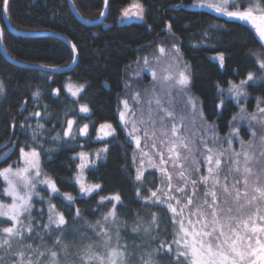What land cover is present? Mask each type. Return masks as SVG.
Masks as SVG:
<instances>
[{"label": "trees", "instance_id": "1", "mask_svg": "<svg viewBox=\"0 0 264 264\" xmlns=\"http://www.w3.org/2000/svg\"><path fill=\"white\" fill-rule=\"evenodd\" d=\"M134 1L109 0L104 22L96 25L80 20L72 12L68 0H10L8 18L16 31L6 27L0 12L4 47L12 58L22 63L9 62L0 50V81L5 86L4 94L0 95V147L7 145L0 151V169L15 165L20 160L21 147L25 150L35 147L39 151L43 172L53 179L60 193H70L74 202L66 200L60 193L53 194L49 201L48 195L40 193L45 199L35 203L33 215L39 219L38 213L42 209V222L46 223L49 205H55L53 213L63 212L68 221L65 235L70 244L78 236L81 237V233L95 238L89 225L101 220L111 207L108 204V207L98 208L100 196L95 192L92 196L81 194L74 181L79 162L76 155L82 151L98 150L101 144H106L108 151L99 152L104 159L89 168L86 177L90 183L102 185L100 195L119 193L121 196L122 204H116L120 223L109 226L113 231V243L116 242V227H119L122 244L147 245L146 251L172 238V226L165 213L154 207L146 208L142 198L136 195L138 182L134 178L140 154L136 153L137 163L134 165L132 157L136 145L128 137L118 116L119 98L124 94V73L139 55L149 51L158 41L169 42L173 38L178 42L183 57L190 64V90L201 104L203 121L212 130L215 126L220 136L228 135L232 117L239 108L235 99L221 95L230 84L240 83L252 73L254 79L246 85L248 112L254 111L258 101H264V70L259 68V61L252 54L264 53V49L249 27L190 9L192 6H203V0H138L144 8L143 20L119 24L122 11ZM259 1L264 4V0ZM73 3L86 21L97 20L104 10L103 0H73ZM241 4L247 6L249 0H241ZM36 33L61 35L75 44L78 53L76 65L68 71L31 67L43 65L62 69L74 60L71 46L63 39ZM221 53L224 55L223 66L217 57ZM68 79L86 84L77 99L64 90ZM54 89H60L59 95ZM36 92H39V97L34 96ZM81 104L90 108L89 115L80 113ZM22 107L24 109L20 113ZM34 112L40 115L33 116ZM71 118L76 120L74 132L64 136L63 131ZM103 123L111 124L116 134L115 137L97 141L98 127ZM38 124H42L43 128ZM85 124L89 133L83 138L78 129ZM240 129L242 137L248 139V126L241 124ZM33 130L38 133L36 141L32 139ZM58 134L57 139H52ZM233 147L239 150V142H234ZM145 165L148 166L144 172L147 177L145 187H159L161 173L148 162ZM5 185V180L0 177V189ZM148 194L141 191V197ZM0 199L8 201L9 196L4 195ZM37 200L33 198V201ZM76 208L80 209L83 219L76 220L73 225ZM153 212L159 218V228L154 227L152 235L158 233V238L152 240L142 231L133 232L138 218L148 222ZM44 239L49 245L53 242L47 236ZM32 242L35 245L41 241L37 238ZM84 242L87 243V239ZM139 255V252L134 253L137 258ZM71 259L70 256L68 264H72ZM161 264H167V258Z\"/></svg>", "mask_w": 264, "mask_h": 264}, {"label": "snow or ice", "instance_id": "2", "mask_svg": "<svg viewBox=\"0 0 264 264\" xmlns=\"http://www.w3.org/2000/svg\"><path fill=\"white\" fill-rule=\"evenodd\" d=\"M103 4L108 7L109 0H103ZM203 6L229 18L250 23L259 40L264 42V5L259 0L256 3L249 0L247 6H242L241 0H203ZM9 10L10 0H0V12L7 15ZM143 13V5L139 2H134L130 8L123 10L125 17L137 16L142 19ZM100 15L103 16L104 12ZM168 28L171 30L170 24ZM3 39V32L0 31V42ZM71 51L73 54L77 53L75 44L71 46ZM159 51L165 53V48L160 47ZM252 54L257 57L259 68L264 70V53ZM171 56L177 65L183 62L185 70L163 77L158 76L156 64L147 57L142 58V66L135 75L140 77L146 70L151 74L152 82L143 88L142 94L136 92L134 99L140 105L139 108L129 110V102L124 99V110L120 111L124 130L136 145L132 157L134 165L137 163L136 153L141 156L134 178L138 182L136 195L142 198L146 208L154 207L165 213L172 226L171 240L161 241L157 248L146 251L147 245L136 247L122 244L119 227H116L114 244L113 231L108 225L120 223L116 204H122L121 196L119 193L100 195L103 189L97 183L91 186L80 184V191L88 196H92L94 192L100 196L98 208L108 207V204L111 207L102 216V220L89 225L94 230L95 238L81 233L79 245L70 244L65 235L69 227L68 221L63 212L53 213L55 205H49L46 223L42 222V209L38 213L39 219L33 215L35 203L45 199L37 185H46L51 193H60V190L46 176L40 178L42 169L39 165V151L35 147H31L30 151L21 147L23 166L17 161L15 166L0 169V177L7 182V187L0 189V198L4 195L11 197L10 203L0 199V264H68L70 256L72 264H161L165 258L167 264H264V101H258L257 104L260 115L249 113L241 106L240 111L232 117L228 135L223 138L219 137L213 126V146H209L203 137L197 143L181 133L175 122L177 117L181 124L188 119L187 105H191L193 110L197 109V102L190 95L191 77L186 71L187 64L183 61L178 42H173ZM218 59L223 66L222 53ZM135 63L140 65L141 61ZM156 63H159L158 57ZM171 66L170 64L169 68ZM253 79V74L249 73L246 80H241L228 89L238 103L241 97H247L244 86ZM142 82V79L137 81L140 84ZM173 89L176 90L175 93ZM53 91L57 95L60 93V89ZM82 91L83 86L78 91H73L72 95L77 96ZM4 92L5 86L0 81V95ZM39 95V92L34 93L36 97ZM173 95L187 97V101H182V107L177 109L173 104ZM80 111L88 113L90 109L87 105H82ZM128 111H131L132 119L125 118ZM161 112L164 115H160ZM32 115L39 116L40 113L34 112ZM199 116L204 119L202 109L199 110ZM239 121L248 122V139L242 137ZM73 124V120L67 121L64 136L72 133ZM38 127L43 128V125L38 124ZM100 129L109 130L104 133V137H115L116 129L111 124H101ZM78 132L86 136L88 125L80 127ZM37 135L33 130V141H36ZM58 137L59 134L52 139ZM142 138L145 141L143 145ZM236 141L239 142V150L233 147ZM225 142L227 147L224 146ZM40 147L42 150L43 146ZM102 151L107 152L108 148L105 147ZM150 152L154 153V157L149 158L148 164L161 173L158 180L160 186L154 189L145 187L147 177L144 172L147 168L143 157H149ZM79 155V167L82 170L87 165V158L83 152ZM96 155L99 158L100 153ZM10 176L18 179L14 181ZM141 191L149 194L141 197ZM60 194L66 200L74 202L70 193ZM33 196L38 197V200L33 201ZM48 199L50 201L51 197ZM78 219L83 217L80 209L76 208L73 225ZM154 227L159 228V218L155 212L148 222L138 218L132 230L142 231L155 240L159 234L152 235ZM45 236L52 238L51 245L45 242ZM37 238L41 242L34 245L32 241ZM85 239L87 243L84 242ZM135 252L140 253L138 259L133 255Z\"/></svg>", "mask_w": 264, "mask_h": 264}, {"label": "rangeland", "instance_id": "3", "mask_svg": "<svg viewBox=\"0 0 264 264\" xmlns=\"http://www.w3.org/2000/svg\"><path fill=\"white\" fill-rule=\"evenodd\" d=\"M134 2H139L141 4V2L138 1V0H135ZM252 3H256V0L253 1ZM259 3L261 5H264L260 1H259ZM132 4H130L125 9L130 8V6ZM143 15H144V13H143ZM140 20H143V18L141 19L140 17H137V16H128V17H125L123 15V11H122L121 17L119 19V24H127V23H130V22H133V21H140ZM173 42H175V41H173V38H170L169 42L158 41L154 45L153 48H151L149 51H147V52H145V53H143V54H141V55L138 56L137 61H141V64L140 65H138L137 63H134V64L130 65L129 68L125 71V73H124V94L121 95V97L119 98V105H120L119 106V110H118L119 119H120V111L124 110V106H123L122 101L124 99H127L128 100V102H129V110H135V109L139 108L140 105L137 104L135 102V99H134L135 94H136L137 91L141 92V94H142L143 93V88L146 87V86H148L152 82L151 74L149 72H147L146 70L141 73V76L140 77H137L135 75L136 72L139 71L140 67L142 66V58L147 57L149 59V61H151L152 63L156 64L157 73H158V76H160V77H163L165 75H168L169 73L175 75V73L178 72L179 70H185V65H184L183 62L182 63H179L177 65L176 63H174L172 61L171 52H172V44H173ZM160 47L165 48V53H160V51H159V48ZM157 57L159 58V63L158 64L156 63V58ZM183 61L186 62V64H187L186 71H187L188 74H190V77H191L190 64H189V62L184 57H183ZM170 64L172 66L169 68V65ZM165 69H167V71H165ZM140 79H142V81H143L142 84L137 83V81L140 80ZM233 84L234 83L230 84L229 87L226 90H224V91L221 92V95L223 96V98H226V97H229L230 96L233 99H235L234 96L230 92H228V89ZM237 84H239V83H237ZM246 85H247V83L244 86L245 87V90H246ZM81 86H83L84 89H85L86 84L85 83H82V82H77V81H75L73 79H68L65 82L64 90H65V92L70 97H72L74 99H77L82 94L83 91L82 92H79V94L77 96H73L72 95V92L73 91H78V89ZM189 88H190V85H189ZM175 91L176 90L173 89V93H175ZM190 95L195 98V100L197 102V109L196 110H193V108H192L191 105H187L186 113L188 115V119H186L181 124V122L179 121V118L177 117V120L175 121L176 124H177V127L180 129V132L181 133H183L184 135H186V136L190 137L191 139L195 140L197 143L199 142L200 138L203 137L206 140V142H207V144L209 146H213V134H212L213 133V130H212V127L210 125H208V124H205L204 121L200 118V116H199V110L201 109V104L199 103V100L192 94L191 90H190ZM165 99H167V98H165ZM172 100H173V104H175L176 107H177V109H179L180 107H182V103L181 102L182 101L183 102H186L187 101V97H178V96L173 95ZM246 100H247V97L246 98L245 97H241L240 98V103L237 102L238 105H239L238 112L240 111V107L241 106H243L247 110ZM82 105H86V104H81L80 107ZM165 106L167 107V104H165ZM155 107H156L155 104H153V108H155ZM80 113H82L84 115H89L91 113V111H89L88 113H83V112L80 111ZM249 113H257V115H260L258 113L257 107L254 109L253 112H249ZM153 115H155V114H153ZM160 115H164V113L161 112ZM125 118L126 119H132L131 111L126 112V117ZM145 118L147 119V117H145ZM70 120H73L74 121V124L72 126V133H71V134H73L76 120L74 118H71ZM120 122H121V120H120ZM238 123H239L240 126H241V124L248 126V122L247 121H239ZM103 124H105V123H103ZM107 124H109V123H107ZM141 127H143V126H141ZM107 131H109V130L108 129L101 130L100 129V125H99V127H98V135L96 137V140L97 141H103V140L108 139L109 137H111V136L104 137V133L107 132ZM149 131L151 132V129H149ZM88 133H89V127H88ZM157 135L159 136V129L157 130ZM80 136L83 137V138H85V137L88 136V134L86 136H84V135H80ZM98 137H104V139H99ZM219 137L223 138L224 136H220L219 135ZM163 138L164 137H160V139H163ZM144 142L145 141L142 138V145L144 144ZM148 143H151V141H148ZM224 146L227 147V143L226 142H225ZM105 147H106V144H101L99 146V149L98 150L82 151L85 154L86 158H87V165L82 170L79 167V165L81 163V159H80V155L79 154L81 152L76 155V158L79 159V162H78L77 170H76V173H75V176H74V181L78 185L79 189H80V184H84L85 186L94 185V183H90L87 180L86 171L89 168L95 167L101 160L104 159V158H101L100 156H99V158H97V155L96 154L98 152L102 151V149L105 148ZM193 147L195 149V145ZM25 151H30V150H25ZM150 157H154V153L153 152H150L149 153V157H143L145 163L148 162V160H149ZM140 158H141V156H140ZM19 161H20L21 166H23V160H22L21 156H20V160ZM138 161L140 163V159H138ZM39 165H40V168L42 169L40 155H39ZM13 166H15V165H13ZM145 166H147V165H145ZM45 176L48 179H50V180L53 181V179L51 177L47 176L43 172V170H42V176L40 178H44ZM10 178L13 179L14 181H16L18 179L15 176H10ZM78 179H79V183H77V180ZM5 183H6L5 187H7V182L5 181ZM37 188H38V190H40V193H42V195L43 194L48 195L47 198L51 197L53 194L54 195L55 194H58L59 195V193H51L50 190L47 189V186L44 185V184L37 185ZM80 193L81 194H85V193H82L81 191H80ZM33 198H38V197L33 196ZM4 202L10 203L11 202V197H9L8 201H4ZM109 219H111V218H109ZM110 225L111 224H109L108 227ZM79 243H80V236H78L76 239H74L72 241V244L79 245ZM133 255H134V253H133ZM70 263H72V259H71Z\"/></svg>", "mask_w": 264, "mask_h": 264}, {"label": "water", "instance_id": "4", "mask_svg": "<svg viewBox=\"0 0 264 264\" xmlns=\"http://www.w3.org/2000/svg\"><path fill=\"white\" fill-rule=\"evenodd\" d=\"M68 3H69V6H70L72 12H73V13H74V14H75L80 20H82L83 22H85V23H87V24H90V25L101 24V23L104 22V20H105V18H106V16H107L108 7H105V6H104V10H103L104 15H103V16H100V17H99L97 20H95V21H86V20H84V19L80 16V14L77 12V10H76V8H75V6H74L73 0H68ZM190 9H191V10H194V11H203V12H206V13H208L209 15H211V16H213V17L223 19L224 21H227V22L237 21V22H241V23H243L244 25H246L247 27H249V28L253 31V34H254L255 38L257 39V41L260 43V45H261V46L263 47V49H264V42H261V41L259 40V37H258V35L256 34L255 29L252 28V26H251L250 23L243 22V21H239V20H236V19H234V18H229L228 16L223 15V14H220V13H217V12L214 11L213 9H210V8H208V7H206V6H192V7H190ZM254 14H256V13H254ZM3 20H4V23H5L6 27H8L9 30H11V31H16V30L12 27V25H11L9 19H8V14H7V15L3 14ZM1 28H2V27H1V25H0V31H2ZM36 34H38V35H54V34H51V33H50V34H49V33H36ZM54 36H56V37H58V38H60V39H63V40H64L65 42H67L70 46L73 45V44H72V43H71L66 37H64V36H61V35H54ZM0 50H1L2 54L4 55V57H5L9 62L14 63V64H17V65H22V63H21L20 61H18V60H16V59L12 58V57H11V56L5 51V47H4L3 42H0ZM77 59H78V53L74 54V60H73V63H72L71 65H69L68 67H66V68H62V69H52V68H48V67H46V66L41 67V65H33V66H31V67L36 68V69H41V70H47V71H48V70L68 71V70H71V69L76 65V63H77ZM23 109H24V107L22 108V110L20 111V113L23 112ZM6 146H7L6 144L3 145V146H1V147H0V151L3 150Z\"/></svg>", "mask_w": 264, "mask_h": 264}, {"label": "bare ground", "instance_id": "5", "mask_svg": "<svg viewBox=\"0 0 264 264\" xmlns=\"http://www.w3.org/2000/svg\"><path fill=\"white\" fill-rule=\"evenodd\" d=\"M9 19V18H8ZM1 25V24H0ZM8 28V27H7ZM2 29V28H1ZM11 31V30H10ZM8 53V52H7ZM12 57V56H11ZM23 108V107H22ZM22 110V109H21Z\"/></svg>", "mask_w": 264, "mask_h": 264}]
</instances>
